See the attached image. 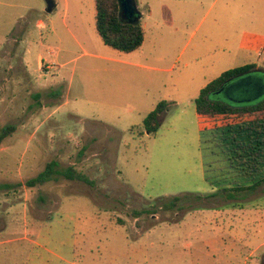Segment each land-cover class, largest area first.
<instances>
[{"label":"rangeland","instance_id":"rangeland-1","mask_svg":"<svg viewBox=\"0 0 264 264\" xmlns=\"http://www.w3.org/2000/svg\"><path fill=\"white\" fill-rule=\"evenodd\" d=\"M55 2L0 0V132L17 126L0 145V264H264V186L222 197L195 105L223 72L264 68L240 47L264 35V0H137L145 41L131 53L102 41L95 0ZM254 75L222 100L264 98ZM54 160L87 180L27 185Z\"/></svg>","mask_w":264,"mask_h":264},{"label":"trees","instance_id":"trees-1","mask_svg":"<svg viewBox=\"0 0 264 264\" xmlns=\"http://www.w3.org/2000/svg\"><path fill=\"white\" fill-rule=\"evenodd\" d=\"M95 4L96 29L106 45L125 53H131L142 47L145 41L144 27L141 21L129 23L121 20L119 0H95ZM255 68V64L252 63L223 72L203 87L195 99L196 111L199 115L232 112L248 113L253 116L252 119L242 123L229 124L201 132L204 155L213 156L215 162L217 160L220 162L221 175L214 178V182L222 192L218 194L230 201H238L244 197V194L253 193L264 186V98L249 104L234 105L212 97V93L228 80ZM167 104L166 101L160 102L145 117L144 126L149 133L158 131L161 125L160 115L166 110ZM16 128L17 126L13 124L2 128L0 145L15 132ZM205 165L207 170V167L209 169L214 163L210 162ZM58 166L59 163L55 160L49 162L44 171L28 180L27 185L31 187L42 185L52 179L57 180L59 175H63L66 179L87 180L85 175L76 172L74 166L62 169L63 171ZM207 179L212 181L210 177ZM216 195L213 194L211 197ZM197 198L202 199V196L197 195ZM183 199L181 196H175L171 200H164L161 208L172 210L180 207ZM149 211L151 210H135L133 215L139 217Z\"/></svg>","mask_w":264,"mask_h":264},{"label":"water","instance_id":"water-1","mask_svg":"<svg viewBox=\"0 0 264 264\" xmlns=\"http://www.w3.org/2000/svg\"><path fill=\"white\" fill-rule=\"evenodd\" d=\"M47 1V12L51 13L56 8L55 0H46ZM120 2V18L124 22L129 23H138L140 22L139 9L137 5V0H119ZM253 73L245 74L239 77L234 78L232 81L225 82L217 91L212 93V97L219 96L220 93L226 94L230 87L239 86L240 83L250 77Z\"/></svg>","mask_w":264,"mask_h":264},{"label":"crops","instance_id":"crops-1","mask_svg":"<svg viewBox=\"0 0 264 264\" xmlns=\"http://www.w3.org/2000/svg\"><path fill=\"white\" fill-rule=\"evenodd\" d=\"M240 47H241V49H244V50L246 49V50H249V51H251L253 53L258 54V52L264 48V35L247 32V33H245L243 35V38H242L241 43H240ZM42 60L43 59L41 57L40 61L42 62ZM41 62H40V64H41ZM247 64H252V62H247L246 61V62L242 63L241 65H239L237 67L244 66V65H247ZM234 68H236V67H234ZM251 72L253 73L252 77L255 76L254 75L255 72H259V73H263L264 74V68H262V67L259 68L258 66H256V68L253 69ZM260 80H261V78L257 79V83L254 82L252 84V86H250V89H257V92H260V94H264L263 87H262V84H261ZM211 81L212 80H210L209 82H211ZM207 84H205V86ZM237 87L240 88V86H232V87H230L229 91L231 92V90L233 88L237 89ZM215 98H218V99L222 100L221 95L215 96ZM222 101H224V100H222ZM197 115H198V118H199V114H197ZM201 130H202V128H200V132H201Z\"/></svg>","mask_w":264,"mask_h":264},{"label":"built area","instance_id":"built-area-1","mask_svg":"<svg viewBox=\"0 0 264 264\" xmlns=\"http://www.w3.org/2000/svg\"><path fill=\"white\" fill-rule=\"evenodd\" d=\"M258 55L264 58V48L258 52ZM253 116L248 113H217L214 115H199V123L202 130H207L216 127H222L229 124L242 123L252 119Z\"/></svg>","mask_w":264,"mask_h":264},{"label":"flooded vegetation","instance_id":"flooded-vegetation-1","mask_svg":"<svg viewBox=\"0 0 264 264\" xmlns=\"http://www.w3.org/2000/svg\"><path fill=\"white\" fill-rule=\"evenodd\" d=\"M251 71H249V72H247V73H245V74H249ZM245 74H242V75H245ZM242 75H240V76H242ZM239 77V76H238ZM236 78V77H235ZM252 78V75H250V77H248L246 80H249V79H251ZM234 79V78H233ZM233 79H231V80H229V82L230 81H232ZM252 80V79H251ZM260 82H261V84H262V87H263V91H264V77L263 78H261V80H260ZM242 83V82H241ZM240 83V84H241ZM226 94H230V91L228 90V92L226 93ZM220 95H223L222 93H220Z\"/></svg>","mask_w":264,"mask_h":264}]
</instances>
